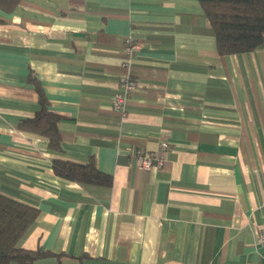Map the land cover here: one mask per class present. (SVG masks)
<instances>
[{
	"label": "crops",
	"instance_id": "1",
	"mask_svg": "<svg viewBox=\"0 0 264 264\" xmlns=\"http://www.w3.org/2000/svg\"><path fill=\"white\" fill-rule=\"evenodd\" d=\"M140 84L111 110L127 37ZM34 74L61 119L60 152L19 130ZM170 145L158 170L130 159ZM53 159L112 176L58 177ZM0 193L39 209L32 264H264V48L216 53L198 0H24L0 9ZM9 264H17L11 262Z\"/></svg>",
	"mask_w": 264,
	"mask_h": 264
},
{
	"label": "trees",
	"instance_id": "2",
	"mask_svg": "<svg viewBox=\"0 0 264 264\" xmlns=\"http://www.w3.org/2000/svg\"><path fill=\"white\" fill-rule=\"evenodd\" d=\"M23 1L0 0V9L11 12ZM198 1L213 29L218 55L244 54L264 48V0ZM28 82L38 94L39 108L33 117L21 120L17 127L47 138L48 147L60 152L63 136L58 122L61 117L50 109L38 78L30 74ZM51 167L58 177L80 184H112V176L99 170L93 160L81 164L53 159ZM39 213V209L0 193V264H32L51 255L46 250H29L20 246Z\"/></svg>",
	"mask_w": 264,
	"mask_h": 264
},
{
	"label": "built area",
	"instance_id": "3",
	"mask_svg": "<svg viewBox=\"0 0 264 264\" xmlns=\"http://www.w3.org/2000/svg\"><path fill=\"white\" fill-rule=\"evenodd\" d=\"M141 49V44L133 37L129 36L124 41L123 51L125 58L121 62L124 69L117 83V91L111 102V110L122 115L126 113L127 103L132 95L139 91L140 84L133 75V63L137 52ZM170 145L166 140H161L158 147L154 151H149L143 148H135L130 156L136 166L141 170L153 171L161 169L168 161V153ZM256 243L264 249V225L257 235Z\"/></svg>",
	"mask_w": 264,
	"mask_h": 264
}]
</instances>
